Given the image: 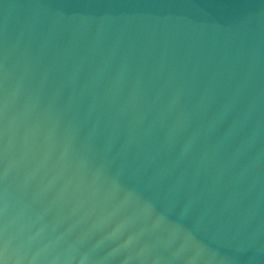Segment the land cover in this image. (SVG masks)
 <instances>
[{
  "label": "water",
  "instance_id": "95a60500",
  "mask_svg": "<svg viewBox=\"0 0 264 264\" xmlns=\"http://www.w3.org/2000/svg\"><path fill=\"white\" fill-rule=\"evenodd\" d=\"M0 264H264V0H0Z\"/></svg>",
  "mask_w": 264,
  "mask_h": 264
}]
</instances>
